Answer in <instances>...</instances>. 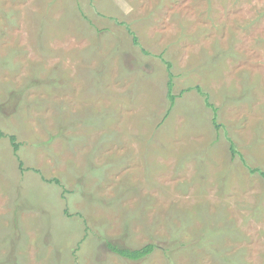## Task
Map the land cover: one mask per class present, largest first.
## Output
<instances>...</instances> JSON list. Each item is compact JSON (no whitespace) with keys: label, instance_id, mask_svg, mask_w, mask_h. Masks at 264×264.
I'll use <instances>...</instances> for the list:
<instances>
[{"label":"rangeland","instance_id":"rangeland-1","mask_svg":"<svg viewBox=\"0 0 264 264\" xmlns=\"http://www.w3.org/2000/svg\"><path fill=\"white\" fill-rule=\"evenodd\" d=\"M0 132V264H264V0H0Z\"/></svg>","mask_w":264,"mask_h":264},{"label":"trees","instance_id":"trees-1","mask_svg":"<svg viewBox=\"0 0 264 264\" xmlns=\"http://www.w3.org/2000/svg\"><path fill=\"white\" fill-rule=\"evenodd\" d=\"M171 65L168 64V67H170ZM170 79L168 80V99L170 101V109L168 111V114L170 113V111L172 110L173 106L175 105V100H176V96L173 95L172 91H173V83H172V74L169 75ZM200 91V89H198ZM206 103L208 106L212 107L211 104H209L208 99H206ZM215 111V108H214ZM213 123L215 124L216 127H220L219 124L217 123V119L216 117H214L213 119ZM4 135L3 133L0 132V139H3ZM16 138L15 136H11L10 140L11 143L14 147V150L17 151L18 150V144L16 143ZM231 149H233V146H231ZM252 173L257 172L259 175H261V177L264 179V170L260 171V170H251ZM113 249L114 252H116V254H118L119 256H121L122 258L128 259V260H133V261H137V260H141L143 258H146L148 255L152 254L155 247L154 245L151 246V244L141 248V249H135V250H129V249H119L117 247H111Z\"/></svg>","mask_w":264,"mask_h":264}]
</instances>
